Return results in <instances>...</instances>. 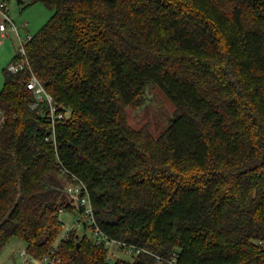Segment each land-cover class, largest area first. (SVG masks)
I'll use <instances>...</instances> for the list:
<instances>
[{"label": "trees", "instance_id": "16d2710c", "mask_svg": "<svg viewBox=\"0 0 264 264\" xmlns=\"http://www.w3.org/2000/svg\"><path fill=\"white\" fill-rule=\"evenodd\" d=\"M16 1L54 13L19 36L30 68L3 70L0 252L18 237L60 264H264V0ZM29 69L65 107L56 144ZM155 87L174 105L159 136L127 112ZM79 181L101 228L145 251L112 261L87 224L61 236Z\"/></svg>", "mask_w": 264, "mask_h": 264}, {"label": "rangeland", "instance_id": "374dc122", "mask_svg": "<svg viewBox=\"0 0 264 264\" xmlns=\"http://www.w3.org/2000/svg\"><path fill=\"white\" fill-rule=\"evenodd\" d=\"M7 1L8 14L18 27V31L8 27L5 35H3L0 30V88L4 84V68L10 66L12 58L20 49L21 41L19 36H21L22 42L25 43L27 38L34 35L54 13L52 9H49L42 2H36L24 8L16 0ZM1 18L2 15L0 13V20ZM152 88L148 89L149 99L145 105L138 109L129 108L127 110L128 119L134 128L147 126L155 136H159L173 117L174 105L159 88ZM60 218L64 222L61 232L62 237L70 229L78 228L79 233L86 231L82 226L76 225L78 214L75 210L62 211ZM86 232L90 233L88 230ZM25 247L26 243L22 239L18 237L11 238L0 252V264H32L26 262L25 258L21 256V252ZM116 258L133 260L134 256L126 251H116V256L111 260L113 261Z\"/></svg>", "mask_w": 264, "mask_h": 264}, {"label": "built area", "instance_id": "2783aa9c", "mask_svg": "<svg viewBox=\"0 0 264 264\" xmlns=\"http://www.w3.org/2000/svg\"><path fill=\"white\" fill-rule=\"evenodd\" d=\"M6 5H7V1L1 0L0 13L2 15V18L0 20V30L3 35H5L6 31L8 30V27H10L12 30L18 31V27L13 23L10 15L4 9ZM19 50L21 52L20 59L14 61L9 66V70L12 72L20 71L26 68V66L30 68L29 59L27 58V52L24 43H21ZM29 70L31 71V78L27 82V87L34 93V100L33 103L31 104V107L35 108L40 103L48 102L49 113L47 115L49 121L52 124V130L46 136V139L53 141V143L56 144L57 143L56 124L64 120L65 107L63 104L55 103L53 96L48 92V90L46 89L45 85L40 80V78L35 74V72L32 69ZM69 191L77 199L79 204L78 205L79 212H78V219L76 225L81 227L84 226V224H87L91 230L92 239L96 244L99 245L103 244L106 247V249L108 250L109 258L111 259L114 258L116 256V251H126L132 255H137L145 251L137 244L129 243L127 241H122L111 237L107 232H105L101 228V226L98 224L95 218L94 209L92 206L88 188L83 182L79 181V183L75 187L70 186ZM67 235L68 232L66 233L65 236L67 237ZM21 256L25 258L26 262L32 264H60V258L56 257L53 254L43 257L40 260H37L34 257L29 256L28 252L24 249L21 252ZM156 257H157V261L159 262L162 261V258L160 256H156Z\"/></svg>", "mask_w": 264, "mask_h": 264}, {"label": "crops", "instance_id": "0c3cea01", "mask_svg": "<svg viewBox=\"0 0 264 264\" xmlns=\"http://www.w3.org/2000/svg\"><path fill=\"white\" fill-rule=\"evenodd\" d=\"M15 56V55H14Z\"/></svg>", "mask_w": 264, "mask_h": 264}]
</instances>
